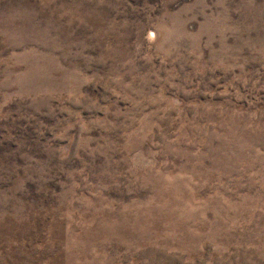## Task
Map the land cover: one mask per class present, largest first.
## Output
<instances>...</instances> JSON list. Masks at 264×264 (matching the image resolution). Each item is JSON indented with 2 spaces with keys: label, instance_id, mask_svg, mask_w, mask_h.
I'll return each mask as SVG.
<instances>
[{
  "label": "rangeland",
  "instance_id": "374dc122",
  "mask_svg": "<svg viewBox=\"0 0 264 264\" xmlns=\"http://www.w3.org/2000/svg\"><path fill=\"white\" fill-rule=\"evenodd\" d=\"M0 264H264V0H0Z\"/></svg>",
  "mask_w": 264,
  "mask_h": 264
}]
</instances>
